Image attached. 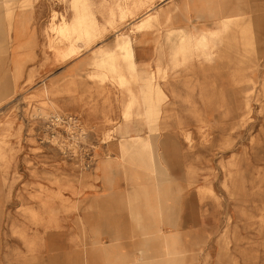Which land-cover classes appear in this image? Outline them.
<instances>
[{"label": "rangeland", "instance_id": "rangeland-1", "mask_svg": "<svg viewBox=\"0 0 264 264\" xmlns=\"http://www.w3.org/2000/svg\"><path fill=\"white\" fill-rule=\"evenodd\" d=\"M205 1L225 6L231 21L223 26L219 15L200 16ZM87 3L100 32L88 46L73 39L80 51L64 59L48 47L56 39L50 26L72 20L73 0H0L1 17L7 8L16 19L28 16L19 40L12 29L0 46V264H92L98 246L118 264H264V0ZM151 13L152 24L138 31L135 23ZM182 28L219 33L206 46L193 40L174 53ZM121 35L132 38L137 62L133 73L118 56L138 99L126 136L132 97L117 73L95 63ZM13 49L25 60L17 80ZM56 60L61 68L81 64L52 79L60 68L48 66ZM150 73L166 93L159 118L141 92L140 77ZM244 94L251 97L247 115L237 107ZM137 135L149 142L134 156L138 172L171 192L158 217L176 240L174 252L138 226L144 194L126 179L122 157V141ZM110 158L117 179L103 190L96 168ZM111 226L128 231L131 245H105ZM103 257L102 264L113 263Z\"/></svg>", "mask_w": 264, "mask_h": 264}, {"label": "bare ground", "instance_id": "bare-ground-1", "mask_svg": "<svg viewBox=\"0 0 264 264\" xmlns=\"http://www.w3.org/2000/svg\"><path fill=\"white\" fill-rule=\"evenodd\" d=\"M73 7L75 12L71 21H66V19L62 17V21L60 23L55 22L50 26V31L53 32L56 39L52 41L50 40L48 47L51 49L55 58H72L73 55H76L80 51L79 47H77L73 42L84 39L88 41V46V43L93 41L96 34L100 32V26L90 8H88L89 5L87 0H73ZM121 10L124 14V8L121 7ZM196 12L200 16H205L208 12L210 15L221 16L220 23L223 24V26L232 19V15H225L227 13V8L225 6L220 9L216 5H211V2L206 3V1L202 4L200 9H196ZM27 17L19 16V18L16 19V17H14L12 8H7L4 17H1L0 15V46L4 42L5 37H8L9 31L12 29L15 33V39L19 40L20 36L23 34V30H25V24L28 20ZM155 17L156 16L152 13L148 14L135 23V28L140 32H144L147 30L146 28L152 24V21L155 19ZM179 30L182 32L180 37L181 45L173 49L174 53L183 51L184 45L186 43L192 42L193 40H195L199 46H206L209 42V38L216 36V34L219 33V30L211 32L202 31L200 32L199 36H196L195 32L193 31H188L183 28ZM73 39H75V41ZM64 40H70L71 44L67 47H63L62 42ZM12 54V65H14L15 69L14 77L15 80H17L23 75V63L25 60L22 56L17 54L15 49L12 50ZM120 54L128 60L129 69L134 73L137 68V62L134 60V46L132 45V38H130L128 35H121L118 37L114 48H101L97 52L96 56L99 58V60L95 61V63L103 69H108L113 73H117L115 78H117L120 84L124 87L125 92L130 94L132 97L125 108L123 118L124 123L122 125V134H125L124 136H126V134L130 132L129 120L131 118V106L133 104H137L138 99L136 93L128 86L130 79L127 78L123 72H121V67L118 62V56ZM27 58H31V53H28ZM158 70L160 71V66L158 67ZM102 75L105 77V75H107L106 71L102 72ZM140 78L143 79L141 92L145 96L147 109L149 113H155V117L159 118L161 111L159 109L160 98H162L163 95L166 96V93H164L161 83L157 81L156 75L150 73L148 76H142ZM246 81L254 84L255 78L253 74L249 73V75L246 76ZM250 100V94H244L238 100V110L240 112L242 110L244 115L250 114L251 112L252 106ZM122 142V157L125 161V177L133 186L134 190H141L143 192L145 199V217H142V220L140 221L141 223L139 222L138 226L140 229L142 228V230L146 231L144 233L151 234V237H153L151 239H160L164 243L165 251L167 253L177 251L178 248L176 247L177 243L174 236L165 234L163 232L162 225H165L166 221L158 217L159 213H161L164 208H167L169 202L172 201L171 192L165 186L158 185L155 187L149 185L146 182L148 176L145 173L142 174L138 172L139 165L137 162L139 161V158L134 157L137 155L136 152L140 150V148H138L139 145L144 146L149 142L141 135L130 136L129 139L125 138ZM114 168V161L111 158L107 160L103 159L98 163L96 173L98 177L102 179L103 190L114 185L117 179L116 175L114 174ZM45 204L46 203L44 202V205ZM86 221L88 223L89 218H87ZM109 223H113L112 220ZM100 241L101 240H94L95 243H99ZM102 252H104V250H102ZM107 257V261L110 262V258L114 261L118 256H111L107 254ZM154 264H158V262L155 261Z\"/></svg>", "mask_w": 264, "mask_h": 264}, {"label": "crops", "instance_id": "crops-1", "mask_svg": "<svg viewBox=\"0 0 264 264\" xmlns=\"http://www.w3.org/2000/svg\"><path fill=\"white\" fill-rule=\"evenodd\" d=\"M81 63H78L76 66L72 65V66H68V67H60V64H58L57 60L55 62H51L50 63V66H48L50 69L52 68H60V69H57V74L54 73V76L51 77L52 79H56L57 77L61 76L63 73L66 74V76H69L70 73L73 71V69H78L79 65ZM111 224V223H110ZM125 229L124 228H121V227H115V226H111L109 228V230H107L106 232V237H108V239H110L109 243L108 244H105V245H108V247L111 249V248H114V249H120V245L123 243V241H126V244L128 246L131 245V243L129 242V238H128V231H124ZM103 233V234H104ZM121 243V244H120ZM140 243V242H139ZM97 244V243H96ZM137 244V243H136ZM141 245V244H140ZM101 249L104 250L103 248H101L100 246H98L97 248L94 247L93 250L96 251V253L94 254H91V258H92V264H102V261H106V259H104L103 256H105V258H107V255L106 254H102L101 253ZM103 257V260L101 261V258ZM112 260V259H111ZM103 262V263H104ZM112 264H118L116 263V261L114 260Z\"/></svg>", "mask_w": 264, "mask_h": 264}, {"label": "built area", "instance_id": "built-area-1", "mask_svg": "<svg viewBox=\"0 0 264 264\" xmlns=\"http://www.w3.org/2000/svg\"><path fill=\"white\" fill-rule=\"evenodd\" d=\"M56 122H58V121H60V118L58 117V119L57 120H55ZM53 125V124H52Z\"/></svg>", "mask_w": 264, "mask_h": 264}]
</instances>
